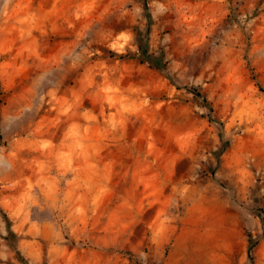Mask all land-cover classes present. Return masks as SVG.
Wrapping results in <instances>:
<instances>
[{
  "label": "rangeland",
  "instance_id": "374dc122",
  "mask_svg": "<svg viewBox=\"0 0 264 264\" xmlns=\"http://www.w3.org/2000/svg\"><path fill=\"white\" fill-rule=\"evenodd\" d=\"M261 87L264 0H0V264H264Z\"/></svg>",
  "mask_w": 264,
  "mask_h": 264
},
{
  "label": "trees",
  "instance_id": "16d2710c",
  "mask_svg": "<svg viewBox=\"0 0 264 264\" xmlns=\"http://www.w3.org/2000/svg\"><path fill=\"white\" fill-rule=\"evenodd\" d=\"M145 6H146V9H148V3H147V2H145ZM142 53H143V54H147V50H146V48H142ZM121 56H122V55H121ZM261 89L264 90L263 87H261ZM195 94H196L198 97H200V98L202 99L203 102H207L206 97H204V96L202 95V93H200V92H196ZM249 257L252 258L251 248L249 249Z\"/></svg>",
  "mask_w": 264,
  "mask_h": 264
}]
</instances>
